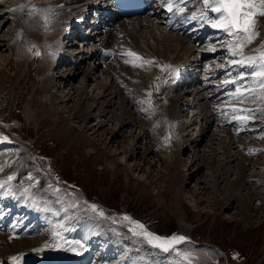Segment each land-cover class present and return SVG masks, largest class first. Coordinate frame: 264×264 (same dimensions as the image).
I'll list each match as a JSON object with an SVG mask.
<instances>
[{"label": "rangeland", "instance_id": "obj_1", "mask_svg": "<svg viewBox=\"0 0 264 264\" xmlns=\"http://www.w3.org/2000/svg\"><path fill=\"white\" fill-rule=\"evenodd\" d=\"M190 1L184 16L199 17L201 0ZM52 5L0 0V216L15 209L6 224L0 217V264H264V93L232 63V38L211 27L217 14L183 22L173 14L172 27L162 14V28L138 33L167 62L196 64L193 81L177 84L172 64L155 65L165 66L159 78L146 59L130 58L124 41L116 47L124 55L104 56L98 43L108 26L91 22L92 9L79 32L51 42L45 28L35 35ZM255 21L245 55L264 44V16ZM241 83L256 88L242 102L233 97ZM125 216L188 239L163 252ZM84 223L94 226L87 239Z\"/></svg>", "mask_w": 264, "mask_h": 264}, {"label": "bare ground", "instance_id": "obj_2", "mask_svg": "<svg viewBox=\"0 0 264 264\" xmlns=\"http://www.w3.org/2000/svg\"><path fill=\"white\" fill-rule=\"evenodd\" d=\"M64 1V0H53V5L50 7L49 6V9H48V22H49V25L47 22H45V24H42V21L39 22V24L37 23L36 27V32L34 33L35 35H40V31L43 30V28H45L48 32H50L49 34H47L45 36L46 38V41L47 42H51L52 39L56 38V37H59L61 36V34H63L64 32H67L69 33L70 35L71 34H74L76 31L79 32V27L80 26H83V23H84V17L83 16H86V14L90 11V9H92V11H96V15L93 16V18L91 19V22H94L95 24L99 23V26L101 27H105L108 26L107 28V33H106V36L104 37V39L102 40L103 42H100L98 44H101V50L102 52L105 54V55H111L113 52L117 51V48L116 47H119V45L122 43V41H124L122 44L124 49H125V52L126 53H129V52H134L136 53L139 57L141 58H144L146 59L145 61H151V63H148L149 65L152 64L155 68V65H164V64H168L170 66V64H172V66L174 67V74L171 75L173 76L175 79H176V83L177 84H180V83H185L187 82L189 79H194V76L195 75V72L197 70V66L196 64L193 62V64L189 65V64H184L182 63V59L179 58V60H174L175 63H173V61H168V59H165V57L162 55V53L158 52V51H155L154 49H152L151 45L150 44H142V40L144 39L143 36H145L143 34V36H139V34H142V33H150L151 31H155L158 29V26L157 23L160 22L158 20L159 17L157 16H153V13L154 11H151L149 13H146V14H138V15H135V16H130V17H126L124 19H120L118 20L119 22L116 23L113 21L114 17H113V12H114V0H71L70 2H64L63 5H61V2ZM66 1V0H65ZM187 3H192L190 0H188ZM52 4V3H51ZM50 4V5H51ZM194 4H192L193 6ZM161 6L163 7H160V9L162 10H165L166 13H168V11L166 10V8L164 7V5L162 4ZM53 7V8H52ZM18 10V8H17ZM62 10V12L58 15L54 14V16H52V12L53 13H56L57 11H60ZM1 9H0V13H1ZM80 13H79V12ZM14 13V12H13ZM20 12H15L13 15H14V18L17 20L21 19L22 18V15L19 14ZM80 14L82 15V18H80ZM155 14L157 15L158 14V11L156 12L155 11ZM1 16V14H0ZM1 18V17H0ZM162 19V18H160ZM82 20V21H81ZM127 21V22H126ZM129 21V22H128ZM183 21V19H182ZM44 22V20H43ZM81 22V23H80ZM80 23V24H79ZM50 24H54L53 26ZM66 24V25H65ZM193 22L192 21H189V22H184V25L187 27L189 25H192ZM43 25V26H42ZM157 25V26H156ZM64 26H67L65 28H63ZM164 27L165 30H167L166 28V25H162ZM69 27V29H68ZM91 27V26H90ZM125 27V28H124ZM132 28V29H131ZM159 28H162L159 26ZM65 31H64V30ZM68 29V30H67ZM203 29V28H202ZM201 29V30H202ZM159 30V29H158ZM157 30V31H158ZM162 30V29H161ZM98 31L100 30H97L96 33H98ZM102 31V30H101ZM169 31V30H167ZM92 32V31H91ZM95 32V31H93ZM161 32V31H160ZM162 32H165L164 30H162ZM158 33V32H157ZM190 33L192 34H196V28H192ZM46 34V33H45ZM152 34V33H151ZM150 34V36H152ZM213 34V33H212ZM211 34V35H212ZM94 35V34H93ZM119 35H125L127 36V39L125 40V38H123L124 36H122V38H120ZM146 35V36H147ZM171 34H169V37H170ZM173 35V34H172ZM97 36V35H96ZM40 37V36H39ZM92 37V36H91ZM183 37V36H181ZM181 37L179 36V40L180 41H183L181 39ZM44 38V39H45ZM86 38V37H85ZM147 38V37H145ZM153 40H156L157 42V39L152 38ZM177 39V38H176ZM146 40V39H145ZM178 40V39H177ZM175 41L176 43L178 41ZM121 41V43H120ZM97 42V41H96ZM144 42V41H143ZM154 42V41H153ZM190 42V41H189ZM93 45V44H92ZM174 45V44H173ZM100 46V45H99ZM98 46V47H99ZM172 46V45H171ZM94 47V46H93ZM192 50H193V53L197 50V48L195 46L191 47ZM123 49V48H122ZM172 49V48H171ZM183 49V47L181 48ZM89 50V49H88ZM123 51L120 50L118 53L121 54V55H124L122 53ZM163 52V51H162ZM99 53V56L101 57V51L100 52H97ZM164 54V52H163ZM80 56V55H79ZM126 56V57H125ZM124 56V59H125V62L126 61H129V59L127 58L128 55H125ZM196 56H198V51L196 53ZM76 57V56H75ZM84 54L82 55V59L84 58ZM130 58H133L132 56H130ZM135 58V57H134ZM78 60V59H77ZM123 60V59H122ZM50 61V60H49ZM134 61H138V60H134ZM145 61L141 62V63H144L145 64ZM73 62V61H72ZM139 64V62H133V64ZM129 65H132V62L128 63ZM53 64H49V66ZM146 65V64H145ZM128 67V66H127ZM131 67V66H130ZM162 67V66H161ZM165 67V66H164ZM162 68V70L160 71V69H154L156 70L157 72L155 73V75L157 74V76H160L162 75H166L165 74V68ZM126 69V68H125ZM129 69V68H128ZM131 69V68H130ZM123 71H124V68H123ZM122 71V72H123ZM168 71V70H167ZM127 74L129 75V71L126 70ZM119 74V73H118ZM134 77V75L132 76ZM172 77V78H173ZM135 78V77H134ZM189 82V81H188ZM182 83V84H183ZM148 84V83H147ZM151 87L153 86V84L150 85ZM181 86V85H178V87ZM150 88V87H148ZM209 88V87H208ZM205 89V88H204ZM201 88V90H204ZM147 90V89H146ZM145 90V91H146ZM213 88L209 91H212ZM208 93V92H207ZM212 93V92H211ZM209 94V93H208ZM211 95V94H210ZM209 95V96H210ZM156 96V95H155ZM154 96V97H155ZM204 96V95H203ZM207 98V97H206ZM210 106V105H209ZM173 107L174 105L173 104H170L168 106V111L166 113L169 114L170 118L174 119L175 118V112L173 110ZM211 107V106H210ZM56 109V108H55ZM210 111V110H209ZM220 112L221 109H220ZM213 115V120L216 116L215 113L212 112ZM122 117V116H121ZM57 121V120H56ZM57 123V122H56ZM180 124V123H179ZM123 125V124H122ZM178 125V124H177ZM180 126H182V124H180ZM70 127V125H69ZM63 128V127H62ZM70 129V128H69ZM72 129V127H71ZM72 130H70L71 132ZM63 139V138H62ZM16 207V206H15ZM3 210V207L1 206L0 207V210ZM11 212L9 214V216L11 215V213L13 211H15V209L13 210V207L11 208ZM10 210V209H8ZM8 216V217H9ZM1 217V216H0ZM5 219V218H2V221L3 223H7L8 221V218ZM84 229L81 228V231H80V234L82 235V237L84 239H87L88 237H90V233L91 231L93 232L94 231V226L89 224V223H84Z\"/></svg>", "mask_w": 264, "mask_h": 264}, {"label": "snow or ice", "instance_id": "obj_3", "mask_svg": "<svg viewBox=\"0 0 264 264\" xmlns=\"http://www.w3.org/2000/svg\"><path fill=\"white\" fill-rule=\"evenodd\" d=\"M187 2L188 0H162L164 7L169 13L183 16L186 20H207L208 12L217 14L211 23V27L222 30L232 38L233 42L229 45V49L233 56L239 57V59L233 60L232 63L241 66V68L249 69L250 72L248 74L252 77L254 84L264 93V44L261 45L259 55H245L243 50L258 35L259 30L255 28V17L257 15L264 16V0H201L203 10H201L199 17L194 12L190 16H184L188 11L186 7ZM128 55L135 57L136 60L142 59L134 52H129ZM145 63H151V61H145ZM173 71L175 70L173 69ZM245 78L243 72L238 74L237 79L239 81L242 82ZM226 83L236 84L237 80L226 81ZM255 91L256 88L245 87L241 83L240 87H237L233 97L237 101L242 102L245 98V93L252 94ZM149 95L151 94L149 93ZM144 111H148V109H144ZM231 111L235 114L248 113L252 110L232 107ZM248 118L247 115L233 116V119L240 121H246ZM13 178V176H9L8 180H12ZM92 208L95 209L96 206L92 205ZM100 215L103 216L104 213L101 212ZM124 219L134 225L132 231L136 235L143 236L149 244L163 252L175 251L177 245L188 239L185 236H178L176 234L169 237L160 236L147 231L143 224L138 221H132L128 216H125ZM12 259L17 260L16 257ZM184 259H188L186 254L184 255Z\"/></svg>", "mask_w": 264, "mask_h": 264}]
</instances>
